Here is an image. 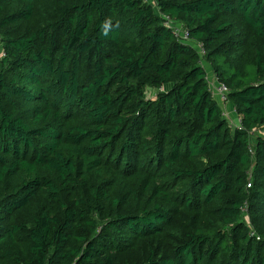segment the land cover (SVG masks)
<instances>
[{
    "label": "trees",
    "instance_id": "trees-1",
    "mask_svg": "<svg viewBox=\"0 0 264 264\" xmlns=\"http://www.w3.org/2000/svg\"><path fill=\"white\" fill-rule=\"evenodd\" d=\"M0 37V264H264V0H0Z\"/></svg>",
    "mask_w": 264,
    "mask_h": 264
},
{
    "label": "built area",
    "instance_id": "built-area-1",
    "mask_svg": "<svg viewBox=\"0 0 264 264\" xmlns=\"http://www.w3.org/2000/svg\"><path fill=\"white\" fill-rule=\"evenodd\" d=\"M148 3H153L154 0H145ZM165 18V24L172 29L173 34L175 35V37L185 43L190 45L201 57V61L204 59V56L206 54V49L204 47V45L200 42H198L197 40H194L191 38L190 36V32L187 28H185V26L177 21H174L172 19H170L168 16H163ZM197 45V47L195 46ZM205 61H202V65L205 68ZM210 90L212 91V94L214 97H218L221 101V103L224 105L227 102V95L229 92V88L226 84L221 83V82H212L210 81ZM224 108V107H223ZM225 110V109H224ZM224 113L226 114L227 117H229V113L225 110ZM241 118L240 117H236L235 122H232V124L234 125H241ZM257 132H254V134L256 135ZM251 151L253 152V149H251ZM251 183L248 184V187H251Z\"/></svg>",
    "mask_w": 264,
    "mask_h": 264
},
{
    "label": "rangeland",
    "instance_id": "rangeland-1",
    "mask_svg": "<svg viewBox=\"0 0 264 264\" xmlns=\"http://www.w3.org/2000/svg\"><path fill=\"white\" fill-rule=\"evenodd\" d=\"M0 41H1V37H0ZM196 47H197V45H195ZM205 67H206V69H207V72H208V74H210L212 71L210 70V68H209V66L208 65H205ZM222 83V82H221ZM157 93V91L156 90H154V89H149V92H148V95L149 96H154L155 94ZM228 95H229V92H228ZM227 95V103L228 104H231V102H230V100H228V96ZM216 100H217V102L223 107V104L221 103V101H220V99L218 98V97H214ZM228 112V111H227ZM229 113V112H228ZM228 119H230V117H228ZM234 122V121H233ZM257 137V133H256V136H255V138ZM254 138V139H255ZM252 186V185H251ZM142 246H143V248H145L146 249V244H142ZM141 255H142V250H140V249H138V250H134V251H131V252H129V253H127V257L128 258H138V257H141Z\"/></svg>",
    "mask_w": 264,
    "mask_h": 264
},
{
    "label": "crops",
    "instance_id": "crops-1",
    "mask_svg": "<svg viewBox=\"0 0 264 264\" xmlns=\"http://www.w3.org/2000/svg\"><path fill=\"white\" fill-rule=\"evenodd\" d=\"M205 68H206V67H205ZM208 75H209V80H210V81H212V82H216V78L214 77V73H213V72H211V73L208 74ZM223 107H224V109H225L226 111L229 112V117H230L229 120H233V121H234V120L236 119V115H237V113L235 112V110H234L232 104H228V103L226 102V104H224ZM233 121H231V122H233ZM234 122H235V121H234Z\"/></svg>",
    "mask_w": 264,
    "mask_h": 264
}]
</instances>
